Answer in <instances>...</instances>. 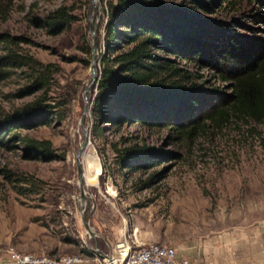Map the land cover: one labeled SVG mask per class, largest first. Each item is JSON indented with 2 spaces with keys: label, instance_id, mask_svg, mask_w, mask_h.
Returning <instances> with one entry per match:
<instances>
[{
  "label": "rangeland",
  "instance_id": "374dc122",
  "mask_svg": "<svg viewBox=\"0 0 264 264\" xmlns=\"http://www.w3.org/2000/svg\"><path fill=\"white\" fill-rule=\"evenodd\" d=\"M96 1H0V34L8 39L0 43V55L42 64L37 70L0 64V119L33 104L51 110L44 124L12 130L0 141V255L36 246L33 252L90 256L88 247L107 252L135 230L146 243L243 244L224 264H264V123L208 121L191 136L171 127L97 123L91 108L110 0ZM253 8L249 0H217L196 11L240 35H264V26L251 19ZM59 10L74 17L62 29L51 25ZM169 57L204 90L230 91L217 69ZM24 140L47 143L52 157H27ZM141 148L156 151L150 165L122 163L127 150L137 154ZM78 152L83 174L85 159L93 162L89 175L96 173L95 185L83 182V217Z\"/></svg>",
  "mask_w": 264,
  "mask_h": 264
},
{
  "label": "trees",
  "instance_id": "16d2710c",
  "mask_svg": "<svg viewBox=\"0 0 264 264\" xmlns=\"http://www.w3.org/2000/svg\"><path fill=\"white\" fill-rule=\"evenodd\" d=\"M249 1L254 4L251 19L264 26V0ZM216 2L109 1L91 108L97 123L171 127L186 136L204 130L208 121L216 126L233 118L264 123V35H240L196 11L211 9ZM72 18L59 10L51 25L62 29ZM5 41L6 35L0 34V43ZM171 55L224 73L230 91L204 90ZM0 64L35 70L42 66L31 57L12 53L0 55ZM50 111L33 104L5 116L0 119V141L12 130L44 124ZM24 142L29 158L50 159L53 155L45 142ZM153 150L141 148L137 154L127 150L121 161L137 168L150 165L156 156Z\"/></svg>",
  "mask_w": 264,
  "mask_h": 264
},
{
  "label": "built area",
  "instance_id": "2783aa9c",
  "mask_svg": "<svg viewBox=\"0 0 264 264\" xmlns=\"http://www.w3.org/2000/svg\"><path fill=\"white\" fill-rule=\"evenodd\" d=\"M81 236V244H86V236ZM90 256L84 253L52 256L45 253L18 251L10 248L7 251L9 264H77L89 259L93 264H198L189 257L181 256L178 249L166 243L141 242L132 236L116 242L114 249L104 252L98 246L87 249Z\"/></svg>",
  "mask_w": 264,
  "mask_h": 264
},
{
  "label": "crops",
  "instance_id": "0c3cea01",
  "mask_svg": "<svg viewBox=\"0 0 264 264\" xmlns=\"http://www.w3.org/2000/svg\"><path fill=\"white\" fill-rule=\"evenodd\" d=\"M261 244L264 245V230L262 231V240ZM243 244H178L175 247L178 249L181 256L189 257L195 260H201V257H204V260L208 261L207 264H224L226 260L231 259V251L236 249L238 246ZM23 250H29L28 252L37 251L38 247L34 246L23 247ZM38 253V252H34ZM62 255V254H60ZM64 255V254H63ZM59 256V255H52ZM209 256V257H207ZM199 263V262H198ZM0 264H9L7 262L6 255H0ZM77 264H93L89 259H85L82 262ZM200 264V263H199Z\"/></svg>",
  "mask_w": 264,
  "mask_h": 264
},
{
  "label": "water",
  "instance_id": "95a60500",
  "mask_svg": "<svg viewBox=\"0 0 264 264\" xmlns=\"http://www.w3.org/2000/svg\"><path fill=\"white\" fill-rule=\"evenodd\" d=\"M92 26L90 25V28H91ZM96 47V43H95V41H94V48ZM95 58L93 59V61H92V64H91V69H92V71L94 72V77H93V80H95V78H96V67H95ZM92 80V81H93ZM85 92H86V89H85ZM85 92H84V99H85V101H86V105H85V108H84V113L87 111V109H88V98L85 96ZM84 113H83V115L81 116V119H80V123L81 124H83V120H84ZM86 141V140H85ZM77 155H79V152H78V154ZM77 173H78V182H79V187H80V198H81V200H83L84 199V187H83V172H82V167H81V164L77 161ZM85 209L86 208H84V209H81L80 210V212H81V214H82V217H83V214H84V212H85ZM84 227H85V229H86V231H90V228H89V225H88V223L87 222H85L84 221Z\"/></svg>",
  "mask_w": 264,
  "mask_h": 264
},
{
  "label": "bare ground",
  "instance_id": "6f19581e",
  "mask_svg": "<svg viewBox=\"0 0 264 264\" xmlns=\"http://www.w3.org/2000/svg\"><path fill=\"white\" fill-rule=\"evenodd\" d=\"M96 1V0H95ZM97 2V1H96ZM91 71H92V69H91ZM92 75H93V77H94V72L92 71ZM89 89H90V87H88L87 88V90H86V92L87 91H89ZM86 140V141H85ZM85 140H84V144H83V146H85V143L87 142V138H86V136H85ZM87 149V148H86ZM81 150H82V147L81 148H79V151L81 152ZM78 156L79 155H77V161L79 162V160H78ZM80 163V162H79ZM85 172H84V174H83V182H84V185L86 186V185H95L96 184V173H95V175H93V176H90L89 175V173L88 172H90L92 169H93V162H91V161H88L87 159H85ZM86 192H84V199L83 200H81L82 202H81V207L82 208H80V210L81 209H84L85 207L83 206V203L85 202V200H86ZM81 199V198H80ZM136 236V235H135ZM137 238V237H136Z\"/></svg>",
  "mask_w": 264,
  "mask_h": 264
}]
</instances>
